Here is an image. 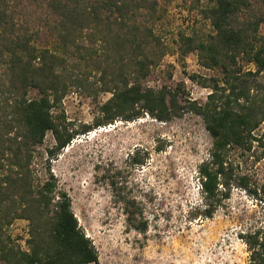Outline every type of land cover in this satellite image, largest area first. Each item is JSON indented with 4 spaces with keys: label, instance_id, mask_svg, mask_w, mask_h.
Listing matches in <instances>:
<instances>
[{
    "label": "trees",
    "instance_id": "trees-1",
    "mask_svg": "<svg viewBox=\"0 0 264 264\" xmlns=\"http://www.w3.org/2000/svg\"><path fill=\"white\" fill-rule=\"evenodd\" d=\"M211 1L202 13L214 32L203 37L181 33L180 39L187 53L196 51L203 66L216 67L221 74L222 85L215 83L203 105L196 107L212 138L207 158L197 167L198 182L204 198L214 200L228 195L227 152L249 148L252 132L264 118V83L257 79L264 70V33L259 32L264 0ZM22 2L0 0V261L98 264L66 192L51 173L42 181L36 178L34 152L47 132L54 139L47 155L53 156L75 135L90 130L86 124L71 128L54 108L70 86L92 72L99 91L110 93L93 125L133 120L144 112L159 121L176 115L180 106L174 96L167 99L164 90L142 85L157 63L158 39L148 24L154 20L157 0H27L45 5L53 14V48L33 42V33L18 17ZM242 62L253 63L255 70L244 71ZM32 89L36 97H29ZM255 139L263 140L264 130ZM211 204L192 218L211 217ZM126 213L131 221L135 212ZM16 219L28 221V250L7 233ZM134 228L144 231L146 222ZM240 238L247 264H264V227L245 231Z\"/></svg>",
    "mask_w": 264,
    "mask_h": 264
},
{
    "label": "rangeland",
    "instance_id": "rangeland-1",
    "mask_svg": "<svg viewBox=\"0 0 264 264\" xmlns=\"http://www.w3.org/2000/svg\"><path fill=\"white\" fill-rule=\"evenodd\" d=\"M23 1L18 17L33 33V42L53 48V14L45 5ZM210 5L211 0H157L154 20L148 22L158 39L157 63L142 85L164 90L167 99L174 96L180 106L176 115L159 121L144 112L133 120L93 125L110 93L99 91L92 72L70 86L54 108L71 128L86 124L90 130L75 135L53 156L47 155L54 145L50 132L35 148L36 178L42 181L51 173L66 192L98 264H247L240 235L264 227V139H255L264 130V118L252 132L249 148L227 152L226 198L205 199L198 182L197 167L207 158L212 138L196 107L215 83L222 85L221 74L216 67L203 66L196 51L187 53L180 34L213 33L202 13ZM259 32L264 33V24ZM241 64L244 71L255 70L253 63ZM257 79L264 83V70ZM36 96L35 90L29 91V97ZM206 204H211L212 216L192 218ZM127 210L135 212L131 221ZM141 222H146L144 231L134 228ZM7 233L28 250L26 219L14 220Z\"/></svg>",
    "mask_w": 264,
    "mask_h": 264
}]
</instances>
